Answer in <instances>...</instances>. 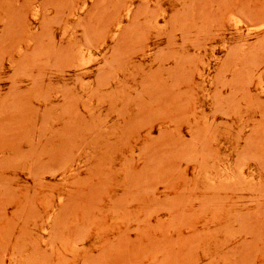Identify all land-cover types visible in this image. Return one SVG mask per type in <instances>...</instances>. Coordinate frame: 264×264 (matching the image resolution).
Segmentation results:
<instances>
[{
  "label": "rangeland",
  "instance_id": "obj_1",
  "mask_svg": "<svg viewBox=\"0 0 264 264\" xmlns=\"http://www.w3.org/2000/svg\"><path fill=\"white\" fill-rule=\"evenodd\" d=\"M0 264H264V0H0Z\"/></svg>",
  "mask_w": 264,
  "mask_h": 264
}]
</instances>
